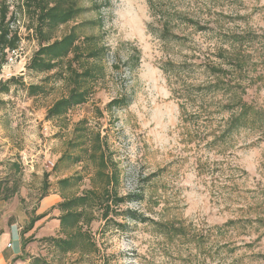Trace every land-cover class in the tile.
Here are the masks:
<instances>
[{"label":"rangeland","instance_id":"obj_1","mask_svg":"<svg viewBox=\"0 0 264 264\" xmlns=\"http://www.w3.org/2000/svg\"><path fill=\"white\" fill-rule=\"evenodd\" d=\"M22 2L0 0L20 39L0 70V82L16 78L0 92V230L12 225L10 252L19 251L28 220L43 215L5 264H264V128L220 142L227 95L205 85L213 80L208 64L234 73L228 56L240 53L244 98L264 109V0H109L101 26L83 31L107 46L103 74L87 82L84 103L51 118L48 109L69 85L60 67L27 68L38 41ZM89 18L96 14L53 36ZM246 33L254 35L231 38ZM135 50L137 64L129 60ZM32 83L43 92L29 96ZM114 98L124 102L108 107ZM97 133L106 142L104 170L92 150ZM111 171L116 180L106 192ZM63 178L71 184L62 186ZM112 186L118 196L139 197L112 205ZM77 195L89 197L87 237L59 252L44 238L63 235L57 204ZM171 223L182 234L167 231Z\"/></svg>","mask_w":264,"mask_h":264},{"label":"trees","instance_id":"obj_2","mask_svg":"<svg viewBox=\"0 0 264 264\" xmlns=\"http://www.w3.org/2000/svg\"><path fill=\"white\" fill-rule=\"evenodd\" d=\"M82 2H85L82 3ZM109 0H23V11L34 22V33L38 41V48L31 57L27 68L37 73H45L60 67V76L66 78L69 85V93L66 97H62L54 102L48 109L47 117L51 118L59 116L73 105L82 104L86 101L88 90L87 82L91 79H97L103 74V67L100 60L107 53V46L101 42L99 34L96 32L84 33L87 29H96L101 26V18L99 15L102 8L108 6ZM94 12L96 18L85 19L80 22H74L68 31L62 36L55 38L54 32L61 26L73 22L76 18L86 13ZM8 9L5 3L0 4V70L7 60L9 51H13L18 47L19 36L16 31L10 27L8 18ZM197 23V22H195ZM163 32L169 34L170 30L163 27ZM254 34H233L231 36L234 42H243V39L250 38ZM264 38V36H262ZM129 60H135L138 63L139 53L130 56ZM228 63L232 65L233 72H229V68H224L221 64H208L206 71L213 80L207 82L206 87L211 92L220 91L222 95H227L226 101L221 104V110L227 111L224 129L220 130L216 138L220 142H225L227 138H231L241 129H260L264 128V109L254 106L247 102L244 98L247 86L242 85V78L235 73L244 71L246 65L245 56L240 53L228 56ZM78 63L77 68L74 63ZM64 67V70L62 71ZM59 70V71H60ZM264 80V73L258 74ZM16 81V78H9L5 82H0V92L9 90L8 83ZM249 86V85H248ZM43 92L41 84H28L26 93L29 96L37 95ZM124 102L123 98H114L108 102V107H117ZM106 145L103 137L99 133L95 136V145L93 153H98L99 165L104 170L107 168V161L103 146ZM101 170V171H103ZM106 192H110L109 185L116 180L115 172L106 173ZM62 186L71 184L70 178L59 180ZM47 187V184L44 186ZM45 190V189H44ZM45 193V192H44ZM45 195V194H44ZM43 197V195H42ZM133 194L118 196L113 186L111 188L112 205H119L125 201H129ZM138 199V198H137ZM89 197L87 195H77L71 198H64L62 202L57 204L61 211L59 225L62 236L44 238L50 242L59 252H70L78 248L79 242L85 241L87 231L83 229V214ZM109 206L104 212V217L109 212ZM35 215L31 217L21 231V249L31 240L30 236L24 238V234L33 228L34 223L42 217ZM229 221L225 223L228 225ZM167 231H175V234H182V226H176L174 223L164 224Z\"/></svg>","mask_w":264,"mask_h":264},{"label":"crops","instance_id":"obj_3","mask_svg":"<svg viewBox=\"0 0 264 264\" xmlns=\"http://www.w3.org/2000/svg\"><path fill=\"white\" fill-rule=\"evenodd\" d=\"M11 230H12V225H10L9 229L2 227V230H0V264H5L6 256L16 255L20 252L21 249V238L19 236V240H20L19 251L13 253L8 250L12 246L10 242V236L12 234ZM7 246L9 248H7Z\"/></svg>","mask_w":264,"mask_h":264}]
</instances>
